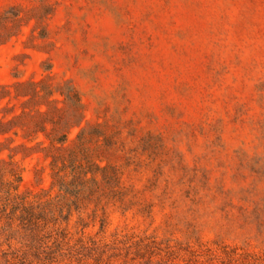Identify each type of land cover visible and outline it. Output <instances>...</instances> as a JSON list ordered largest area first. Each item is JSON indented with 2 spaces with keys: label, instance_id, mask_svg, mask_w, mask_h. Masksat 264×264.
<instances>
[{
  "label": "rangeland",
  "instance_id": "374dc122",
  "mask_svg": "<svg viewBox=\"0 0 264 264\" xmlns=\"http://www.w3.org/2000/svg\"><path fill=\"white\" fill-rule=\"evenodd\" d=\"M0 21V142H43L15 160L52 205L33 264H264V0H0ZM40 123L67 141L41 151Z\"/></svg>",
  "mask_w": 264,
  "mask_h": 264
},
{
  "label": "trees",
  "instance_id": "16d2710c",
  "mask_svg": "<svg viewBox=\"0 0 264 264\" xmlns=\"http://www.w3.org/2000/svg\"><path fill=\"white\" fill-rule=\"evenodd\" d=\"M14 34L9 31L0 21V44L6 42ZM39 82H15L13 86L17 88L30 87V92L25 90L16 92L15 98L30 97L26 102L33 103L38 95L37 86ZM4 92L0 94V100L11 95L8 86L2 87ZM49 92L48 95H52ZM58 100H52L51 103H57ZM78 105L81 104L78 102ZM24 114V113H23ZM21 116H16L18 120ZM42 133L50 140L49 147L41 148V151H48L55 147L56 144H64L67 141V135H62L60 138L50 139V135L46 133L44 124L40 123ZM14 121L3 122L0 119V135L5 136L10 131H13ZM16 135V132H14ZM5 141L0 142V153L8 151V159L0 160V238H5L7 241L16 240L23 247V250H17L11 253H4V264H33L32 254L36 247L44 246V229L48 220V214L52 213L50 201L38 197L36 201L31 200L29 193L21 191L22 174L19 162L15 160V156L21 153L22 158L30 157L36 152L38 146L43 142H38L36 146H28L26 143H21L17 147H9L7 142L13 141L11 137L5 138ZM39 149V148H38ZM6 178V179H4ZM63 186H61L62 189ZM64 188V187H63ZM66 192V189L64 190Z\"/></svg>",
  "mask_w": 264,
  "mask_h": 264
}]
</instances>
